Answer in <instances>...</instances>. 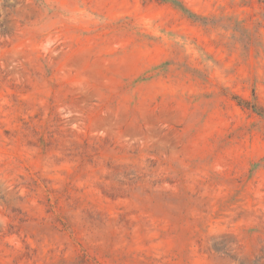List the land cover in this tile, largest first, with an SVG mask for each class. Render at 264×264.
<instances>
[{
    "label": "rangeland",
    "instance_id": "rangeland-1",
    "mask_svg": "<svg viewBox=\"0 0 264 264\" xmlns=\"http://www.w3.org/2000/svg\"><path fill=\"white\" fill-rule=\"evenodd\" d=\"M0 264H264V0H0Z\"/></svg>",
    "mask_w": 264,
    "mask_h": 264
},
{
    "label": "trees",
    "instance_id": "trees-1",
    "mask_svg": "<svg viewBox=\"0 0 264 264\" xmlns=\"http://www.w3.org/2000/svg\"><path fill=\"white\" fill-rule=\"evenodd\" d=\"M164 1H169V0H164ZM170 1H176V0H170Z\"/></svg>",
    "mask_w": 264,
    "mask_h": 264
}]
</instances>
